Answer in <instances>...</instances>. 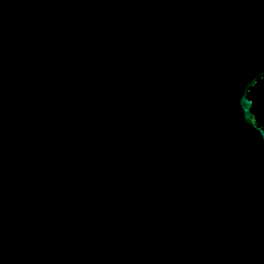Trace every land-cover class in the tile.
Listing matches in <instances>:
<instances>
[{"label":"water","instance_id":"water-1","mask_svg":"<svg viewBox=\"0 0 264 264\" xmlns=\"http://www.w3.org/2000/svg\"><path fill=\"white\" fill-rule=\"evenodd\" d=\"M264 0H0V264H264Z\"/></svg>","mask_w":264,"mask_h":264},{"label":"trees","instance_id":"trees-1","mask_svg":"<svg viewBox=\"0 0 264 264\" xmlns=\"http://www.w3.org/2000/svg\"><path fill=\"white\" fill-rule=\"evenodd\" d=\"M250 98L254 101L253 111L260 126H264V78L251 88Z\"/></svg>","mask_w":264,"mask_h":264}]
</instances>
